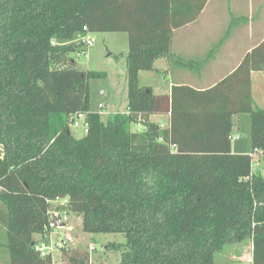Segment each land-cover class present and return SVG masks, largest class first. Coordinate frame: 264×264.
I'll list each match as a JSON object with an SVG mask.
<instances>
[{"label": "trees", "instance_id": "trees-1", "mask_svg": "<svg viewBox=\"0 0 264 264\" xmlns=\"http://www.w3.org/2000/svg\"><path fill=\"white\" fill-rule=\"evenodd\" d=\"M206 2L0 0V226L8 264H53L36 245L51 233L58 201L81 217L84 233L124 236L115 247L119 264H215L225 247L245 244L252 264H264V176L252 171L254 155L264 160V110L253 106L250 80L264 72V41L214 87L184 88L190 105L138 83L156 60L172 61V32L196 21ZM93 33L128 37V113L107 122L90 112L88 89L105 74L79 71L69 57ZM236 83L240 99L216 104ZM166 113L169 128L149 120ZM77 114L87 125L81 139L69 130ZM241 114L250 117L249 154L231 152L232 117ZM132 124L144 130L131 132ZM68 248L60 249L61 264H89L86 252Z\"/></svg>", "mask_w": 264, "mask_h": 264}, {"label": "crops", "instance_id": "crops-1", "mask_svg": "<svg viewBox=\"0 0 264 264\" xmlns=\"http://www.w3.org/2000/svg\"><path fill=\"white\" fill-rule=\"evenodd\" d=\"M218 26L225 30L223 34L215 30ZM263 41L264 0H207L196 21L172 32L170 48L172 61L168 63L160 58L166 62L163 63L162 68L154 67L159 59L153 64L154 72H163L170 76L172 81L164 86L163 90L148 89L155 96H168L169 101L172 100L174 92L176 100L190 105V101L186 98L189 93L184 88L202 92L214 87L235 72L244 57ZM250 80L253 106L264 110L262 108L264 72H252ZM175 88L180 90H176L175 93ZM231 88L234 92L225 91L214 97L216 104L236 102L240 99L242 86L236 83ZM235 117L237 116L232 117L231 152L249 154L250 143L244 141L242 145V139L233 135ZM149 120L157 123L161 128H169L171 115L170 113L156 115L154 120L150 116ZM254 160L258 161V165L254 164L257 170L252 171L259 172L262 160L258 155H254L252 161ZM248 259L250 261L248 264H252V256ZM227 260L217 257L215 264H226ZM6 262L8 264V255Z\"/></svg>", "mask_w": 264, "mask_h": 264}, {"label": "rangeland", "instance_id": "rangeland-1", "mask_svg": "<svg viewBox=\"0 0 264 264\" xmlns=\"http://www.w3.org/2000/svg\"><path fill=\"white\" fill-rule=\"evenodd\" d=\"M215 30L221 34L225 31L219 26ZM86 38L92 41V45L84 44L80 51L70 54L69 57L75 62L74 66L79 71L105 74L104 77L89 80L88 89L90 112L99 114L101 120L107 122L113 115L128 113L126 111L128 37L125 33H93L88 34ZM163 63L166 62L159 59L155 62L154 67L162 68ZM154 71L155 69L139 72V87L163 90L164 86L172 81L170 76L163 72L156 73ZM262 108L264 109V105ZM151 119H156V115H151ZM69 130L76 139H81L86 134L82 121H79L78 126L71 125ZM143 130L144 127L141 124L130 125L131 132H142ZM233 133L234 137L238 136L239 139H242V145L244 141L250 143L249 115L242 114L234 118ZM255 163L256 160L252 164L254 171L257 170V167L254 166ZM260 165L258 171L264 176V160ZM62 203L63 201H58L51 204V209L54 211L51 213V217L53 216L55 227L51 229L50 238L57 241L61 238L71 237L72 241L68 245V249L86 252L89 256V264H119L121 253L115 247L125 243L124 236L121 234L84 233L81 229V217L62 210ZM55 209L59 210L55 211ZM35 239L38 240L39 237ZM5 241V230L0 226V264L7 263ZM226 251L228 252L226 253ZM51 256L53 264H61L60 249H55ZM251 256V245L245 244L222 249L216 259L218 257L219 259L226 258L227 261L231 260L228 263L226 261V264H248L250 262L248 258Z\"/></svg>", "mask_w": 264, "mask_h": 264}, {"label": "built area", "instance_id": "built-area-1", "mask_svg": "<svg viewBox=\"0 0 264 264\" xmlns=\"http://www.w3.org/2000/svg\"><path fill=\"white\" fill-rule=\"evenodd\" d=\"M85 29V28H84ZM82 41L84 42L85 45L87 46H91L92 45V41L89 40L88 38H83ZM72 125L73 126H78L79 125V121H82V124L85 127V132L87 133V125H86V120H85V115L83 114H77L74 115L72 117ZM254 157V156H253ZM256 165H258V161L255 163ZM53 220V216L51 217ZM55 223V222H54ZM60 223V222H59ZM51 227L54 228L55 226L53 225V222L51 223ZM50 235H48V237H46V239H41L39 240V243L36 245V250L40 253L41 256L45 257V256H49L52 254V252L55 249H61L64 247H67L70 242L72 241L71 237H65V238H61L58 239L57 241H53L50 238Z\"/></svg>", "mask_w": 264, "mask_h": 264}, {"label": "water", "instance_id": "water-1", "mask_svg": "<svg viewBox=\"0 0 264 264\" xmlns=\"http://www.w3.org/2000/svg\"><path fill=\"white\" fill-rule=\"evenodd\" d=\"M76 47H78V46L76 45Z\"/></svg>", "mask_w": 264, "mask_h": 264}]
</instances>
